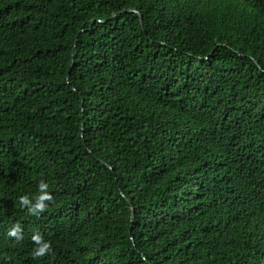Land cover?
Returning a JSON list of instances; mask_svg holds the SVG:
<instances>
[{"label": "trees", "instance_id": "16d2710c", "mask_svg": "<svg viewBox=\"0 0 264 264\" xmlns=\"http://www.w3.org/2000/svg\"><path fill=\"white\" fill-rule=\"evenodd\" d=\"M0 264H264V0H0Z\"/></svg>", "mask_w": 264, "mask_h": 264}, {"label": "clouds", "instance_id": "9594fccd", "mask_svg": "<svg viewBox=\"0 0 264 264\" xmlns=\"http://www.w3.org/2000/svg\"><path fill=\"white\" fill-rule=\"evenodd\" d=\"M39 195L35 197V202L27 195L19 197V203L22 208H26L28 213L33 216H39L46 210L48 201H51L52 196L48 191L49 185L44 181L40 180L38 185ZM9 238L14 239L16 243H19L23 239L22 228L20 225H14L7 233ZM32 242L36 245L32 252V257L42 258L52 253V245L50 242L45 241L43 236L39 233H35L31 237Z\"/></svg>", "mask_w": 264, "mask_h": 264}, {"label": "water", "instance_id": "95a60500", "mask_svg": "<svg viewBox=\"0 0 264 264\" xmlns=\"http://www.w3.org/2000/svg\"><path fill=\"white\" fill-rule=\"evenodd\" d=\"M128 10H130V11H136L135 9H128ZM138 16H139V21H140V23H142V17H141V14L140 13H138ZM93 21V20H92ZM72 58H71V66H72V64H73V60H74V56H75V54L74 53H72ZM67 71H68V69H67ZM128 204H129V202H127ZM129 213H130V218L132 217V209H131V207H130V205H129Z\"/></svg>", "mask_w": 264, "mask_h": 264}]
</instances>
